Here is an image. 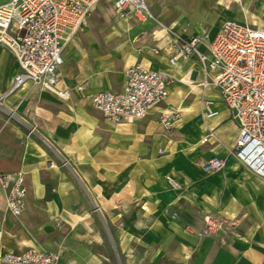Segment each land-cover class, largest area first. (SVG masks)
Masks as SVG:
<instances>
[{
  "label": "crops",
  "instance_id": "crops-1",
  "mask_svg": "<svg viewBox=\"0 0 264 264\" xmlns=\"http://www.w3.org/2000/svg\"><path fill=\"white\" fill-rule=\"evenodd\" d=\"M161 2L146 0L149 9L160 7L159 24L140 28L119 58L88 52L81 29L73 35L58 82L68 89L67 100L30 82L3 96L19 68L0 47V173L22 172L26 187L18 216L0 188L1 262L5 253L37 249L58 253L56 264H264V180L234 158L238 127L216 88L199 86L214 72L205 75L194 54L169 65L178 36L198 37V51L207 54L224 21L264 29V0ZM169 5L179 8L165 14ZM104 8L114 13L110 0L93 11ZM118 25L126 35L138 26L130 15ZM135 63L174 76L165 106L189 110L173 130L158 125L159 108L112 124L90 103L88 95L121 91L123 71ZM79 83L86 85L83 94L75 90ZM202 98L213 101L216 118L202 119ZM209 130L213 136L202 144ZM214 156L223 167L205 174L200 165ZM59 158L69 166L62 168ZM206 216L233 224L203 235Z\"/></svg>",
  "mask_w": 264,
  "mask_h": 264
},
{
  "label": "built area",
  "instance_id": "built-area-1",
  "mask_svg": "<svg viewBox=\"0 0 264 264\" xmlns=\"http://www.w3.org/2000/svg\"><path fill=\"white\" fill-rule=\"evenodd\" d=\"M99 1L0 0V47L13 55L19 68L4 96L30 82L40 91L67 100L68 89L58 87L63 51ZM110 1L119 19L128 15L141 22L152 18L146 0ZM176 43L178 53L169 60V65H175L178 56L187 59L194 54L205 75L207 70L214 72L212 79L206 77L199 86L216 88L238 127V138L232 149L234 158L248 172L264 180V29L224 21L209 42L207 54L198 51V37L178 36ZM123 74L121 91L87 96L103 119L112 124L138 121L151 109L159 108L158 125L167 131L173 130L181 120V113L177 108L166 107L165 101L174 76L166 71L149 70L140 63L127 66ZM85 86L79 83L75 90L83 94ZM200 110L203 120L218 116L209 99H201ZM211 136L213 133L209 130L201 143ZM59 159L61 166H69L66 159ZM222 167L223 161L215 156L200 165L205 174L215 173ZM166 180L172 188L179 189L172 178L166 177ZM0 188L9 212L20 215L26 195L23 173H0ZM204 221L201 234L209 236H217L233 224L212 216H206ZM58 259V253L37 249L1 256L9 264H56Z\"/></svg>",
  "mask_w": 264,
  "mask_h": 264
},
{
  "label": "rangeland",
  "instance_id": "rangeland-1",
  "mask_svg": "<svg viewBox=\"0 0 264 264\" xmlns=\"http://www.w3.org/2000/svg\"><path fill=\"white\" fill-rule=\"evenodd\" d=\"M163 1H164L163 3L161 2L162 4L173 2V0H163ZM100 2L101 1H99L98 3H96L94 5L85 25L81 28V31H80V32H83L85 35V41L87 42V47H88V48L86 47V49L88 52H93V53H97V54H100V53L110 54V56H111V54H114L116 56V58H119L120 55H123L125 53L126 49L130 45V40H132V38L137 35V32L140 28H145L146 24H148V22H150V24H148L147 26H153V24H159L156 22L155 16H157V14H159L160 7L159 8L158 7H151L150 8L151 13L153 14L154 18L148 19V21H146V22H140L138 19L132 17V21L134 23L138 24V26H136L134 29L130 30L129 34L126 35L123 28H121V27H118L119 29L117 28V26H119L118 23L121 22L122 19L117 18L114 15L111 8H104L103 11H99V12L93 11V10H97ZM104 5L109 6L107 1H104ZM164 6H166V5H164ZM171 8H173L175 11L176 9L179 8V6L169 5V7H167V10L164 13L166 14L167 12H170ZM164 13L162 14V16L165 15ZM246 18L249 19V17H246ZM153 20H155V21H153ZM159 26H161V25H158V28H159ZM70 46H72V45H70ZM69 47H68V49H69ZM111 50H113V52H110ZM111 57H113V56H111ZM123 63L125 64V66L127 64H129V62H127V61H124ZM206 95L213 98V99H216L215 95L212 94L209 90H206ZM217 107L219 108V106H217ZM182 108H185V105H183ZM188 110H185V109H184V111L179 110V112L180 113H183V112L186 113ZM190 110H191V108H190ZM5 113H6L5 116L7 118H9V119L13 118L12 113H10V112H8V113L5 112ZM184 116H185V114H184ZM41 143H42V146L44 149L51 151V148L48 145L46 140H43ZM60 165H61V163H60ZM61 167L66 168L63 166H61ZM0 264H9V263H3L0 261Z\"/></svg>",
  "mask_w": 264,
  "mask_h": 264
}]
</instances>
